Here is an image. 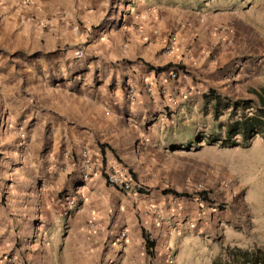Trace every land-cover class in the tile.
<instances>
[{
  "label": "rangeland",
  "instance_id": "374dc122",
  "mask_svg": "<svg viewBox=\"0 0 264 264\" xmlns=\"http://www.w3.org/2000/svg\"><path fill=\"white\" fill-rule=\"evenodd\" d=\"M215 5L219 26L214 53L209 47L211 68L179 65L181 76L192 80L183 96L176 105L153 108L138 132L118 140L109 135L78 152L61 150L67 162H80L81 175L61 185L58 205L31 219L8 205L4 165L16 162L15 152L23 159L50 150L28 149L43 137L30 128L44 113L39 94L54 83L64 91L70 72L51 61L44 66L41 53H27L0 30V264H213L222 254L224 264H238L241 257L227 255L233 247L264 248V136L223 144L234 103L251 105L264 88V0ZM211 90L222 97L219 106L205 98ZM243 107L239 116L248 113ZM113 172L132 180L138 193L111 185ZM170 188L194 196L163 192ZM203 190L208 200L199 194ZM91 222L92 239L83 230ZM143 228L156 242L154 258ZM127 238L134 240L132 247Z\"/></svg>",
  "mask_w": 264,
  "mask_h": 264
},
{
  "label": "crops",
  "instance_id": "0c3cea01",
  "mask_svg": "<svg viewBox=\"0 0 264 264\" xmlns=\"http://www.w3.org/2000/svg\"><path fill=\"white\" fill-rule=\"evenodd\" d=\"M203 2L205 6L202 0L181 5L168 0H0L4 35L19 41L27 53H41L38 59L44 66L51 61L70 72L64 91L54 83L39 94L44 113L30 128L43 137L36 139V145L28 144V149L50 150L23 159L15 152L16 162L4 165L1 181L9 206L20 208L30 219L44 214L58 205L61 185L81 175H77L80 162L74 158L67 162L61 150L78 152L109 135L118 140L119 135L138 132L136 127L148 124L153 108L178 104L192 80L181 72L174 80L169 70L157 68L170 63L178 70L179 65L186 70L211 66L209 47L214 53L218 0ZM78 48L85 51L80 59ZM20 145L13 148L19 150ZM92 229V222L83 228L91 239ZM128 239L132 247L134 240Z\"/></svg>",
  "mask_w": 264,
  "mask_h": 264
},
{
  "label": "trees",
  "instance_id": "16d2710c",
  "mask_svg": "<svg viewBox=\"0 0 264 264\" xmlns=\"http://www.w3.org/2000/svg\"><path fill=\"white\" fill-rule=\"evenodd\" d=\"M172 68H178L175 64H167L163 67H158L157 71L170 70ZM258 99L250 102H235L233 107L235 108L234 118L231 119L228 129L226 131L227 136L224 139V146H239L241 144L240 139L244 142H250L257 135L264 136V88L261 91H258ZM205 98H211L216 102V106H219L222 102V97L217 95L214 90H211L209 94L205 95ZM241 105L245 110H248V113L245 112L243 115H238V110ZM165 194H173L177 197H187L191 198L194 196L190 192H180L176 189H164ZM202 198L209 199V191L203 190L199 193ZM143 236L146 240L147 251L152 257H154V248L156 245L155 240L151 239L148 231L143 228ZM235 255L242 258V262L234 261L238 264H264V248L256 247L254 249H244L242 247H233L228 251L227 255ZM222 257L219 256L218 259L214 260L213 264H224L222 262ZM228 264V263H226Z\"/></svg>",
  "mask_w": 264,
  "mask_h": 264
},
{
  "label": "built area",
  "instance_id": "2783aa9c",
  "mask_svg": "<svg viewBox=\"0 0 264 264\" xmlns=\"http://www.w3.org/2000/svg\"><path fill=\"white\" fill-rule=\"evenodd\" d=\"M24 1L29 3V2H31L32 0H24ZM84 54H85V51H84L83 48H78V49L76 50V56H77L78 58H82V57L84 56ZM179 75H180V74H179L178 69H174V68H172V69L169 70V76H170L172 79H174V80L178 79V78H179ZM129 93H130L131 98L134 99V98H135V90H134V88H133L132 86H130V88H129ZM87 161H88V160H87ZM86 165H87V166H90V165H89V162H87ZM90 175H91V174H90L88 171H86V173L84 174V176H85L86 178H88ZM108 182H109L111 185H113L114 187H117V188H119L120 190H124V191H131L132 189L135 188V185H134V183L132 182V180L128 179L127 177L122 176V175L119 174L118 172L110 173V174L108 175ZM74 207H75V203H74L73 201H70V202H69V210H70V211L73 210ZM124 234H125V233H124ZM171 260L173 261V257H171Z\"/></svg>",
  "mask_w": 264,
  "mask_h": 264
}]
</instances>
